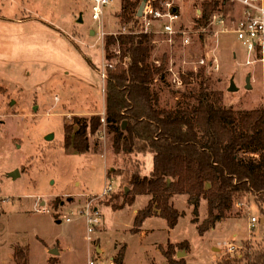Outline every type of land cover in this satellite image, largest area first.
Returning a JSON list of instances; mask_svg holds the SVG:
<instances>
[{"label":"rangeland","instance_id":"374dc122","mask_svg":"<svg viewBox=\"0 0 264 264\" xmlns=\"http://www.w3.org/2000/svg\"><path fill=\"white\" fill-rule=\"evenodd\" d=\"M170 1L179 3L183 15L176 28L192 27L203 0ZM235 3L240 10L224 19L239 23L246 7ZM93 5L92 0H0V264H15L16 247L22 245L29 246V264H51V257L59 259L57 264H115L123 247V264H171L164 256L170 244L177 264H264L253 260L264 257V205L248 193L236 197L227 217L203 234L208 203L201 199L195 210L187 195L171 198L182 216L174 229L152 216L142 226L151 231L147 236L133 230L136 210L151 197L138 195L121 206L132 191V174L139 170L149 176L153 158L117 153L114 132L102 121V74L106 78L128 65L118 44L110 46L107 57V37L130 29L120 24L121 0H110L99 20L93 18ZM157 27L150 61L165 70L151 87L161 108L197 105L190 94L204 86L221 92L223 105L236 111L264 107L263 68L245 63L249 50L234 32L214 34L224 24L212 25L214 31L202 40L195 36L189 46L165 34L163 24L154 23ZM76 116L90 122L86 154L63 147L64 125ZM252 217L257 218L253 227ZM92 218L99 224L90 233Z\"/></svg>","mask_w":264,"mask_h":264},{"label":"trees","instance_id":"16d2710c","mask_svg":"<svg viewBox=\"0 0 264 264\" xmlns=\"http://www.w3.org/2000/svg\"><path fill=\"white\" fill-rule=\"evenodd\" d=\"M142 1L121 0L120 24L130 30L107 37L106 43L108 58L110 46L118 44L120 58L128 60L127 67L111 70L105 80V119L114 132V148L117 153L153 156L149 176H142L139 170L132 174V191L121 208L134 203L138 195L151 197L134 219L133 230L137 233L152 216H161L173 229L179 224L182 216L172 204L173 195H187L195 210L205 199L209 217L200 226L203 234L224 220L234 199L244 193L264 205V107L236 111L233 106L223 105L221 92L214 93L204 86L199 94H190L197 105L161 108L159 93L151 84L156 75L164 74L165 68L150 61L153 35L140 32L137 12ZM228 4L230 0H204L196 27L207 26L216 13L227 16ZM89 125L87 118L77 116L71 124L65 123L63 147L86 154L90 148ZM171 247L170 244L164 250V256L171 264H177ZM125 252L123 247L114 257L115 264H123ZM262 259L258 255L253 258L257 263ZM14 261L29 264L28 245L16 247ZM58 261L56 257L50 258L51 264Z\"/></svg>","mask_w":264,"mask_h":264},{"label":"built area","instance_id":"2783aa9c","mask_svg":"<svg viewBox=\"0 0 264 264\" xmlns=\"http://www.w3.org/2000/svg\"><path fill=\"white\" fill-rule=\"evenodd\" d=\"M92 1L94 2L93 18L99 20L104 14V7L110 2V0ZM230 2H239L246 7L245 9H242V19L239 23L233 20L226 21L223 17H221V14L219 15L216 13L213 15L207 26L196 27L198 24L196 20V23L192 25V27L180 26L179 28H176L175 23L180 20L181 13L180 9L178 13L170 11V9L178 7L175 2L169 0L164 4L160 3L159 0H147L146 7L140 16V32L154 34L157 32L156 30H159L158 27L156 29L153 28L154 23L160 24L158 23V20L168 21L163 24L165 26L164 33L169 36H177L178 38H181L182 44L184 46H189V44H192L194 36H200L201 34H208V32L214 31V29L211 28L212 25H216L218 27L220 24H224V30H219L218 28L215 29L214 34L216 36H218L220 32H234L242 44L248 48L250 54H261V52H264V0H230ZM201 16L202 10H198V18ZM226 22L228 23L227 25ZM101 35L103 38L105 33L102 32ZM258 58L260 60H264L263 57ZM201 63H205V60L201 59ZM216 68H218V65H216ZM102 121L106 123L105 117L102 118ZM106 191H108V189L104 191V195L106 194ZM89 221L88 231L91 233L94 231V224H99V218H92ZM256 222L257 218L252 217L250 222L251 226L253 227ZM91 264H93V262H91Z\"/></svg>","mask_w":264,"mask_h":264},{"label":"crops","instance_id":"0c3cea01","mask_svg":"<svg viewBox=\"0 0 264 264\" xmlns=\"http://www.w3.org/2000/svg\"><path fill=\"white\" fill-rule=\"evenodd\" d=\"M176 3V2H175ZM239 3V2H238ZM179 3H176V5L179 7V9H180V6L178 5ZM231 5H235V9L233 10V9H231V11L229 12L230 14H236L239 10H240V8L238 9V11H236V3H234V4H232V3H230ZM242 6V5H241ZM228 7H230V5L228 6ZM190 9V8H189ZM198 11V10H197ZM180 13H181V9H180ZM228 13V14H229ZM181 18H183V15L181 14ZM183 26V25H182ZM221 33V32H220ZM151 35H154V34H152L151 33ZM197 36V35H196ZM194 39H195V36H194ZM153 43L154 44H158V40H156V39H153ZM192 43H193V41H192ZM253 55V53L252 54H250L249 52H248V55H247V57L245 58L246 60H245V63L248 65V66H251V65H254V64H257V65H260V66H262V68H263V74H262V76H263V78H264V60H260L258 57H263V59H264V52H261V54L260 53H258L257 55H253V56H255V57H253L252 56ZM263 55V56H262ZM205 60V59H204ZM213 61V60H212ZM211 61V62H212ZM248 61H250V62H248ZM209 62V61H208ZM211 62H209V63H211ZM218 60L216 61V62H214V65L216 64V65H218ZM201 63V62H200ZM205 63H206V61H205ZM215 68H216V66H215ZM220 68V63H219V65H218V69ZM217 69V68H216ZM250 84H251V78H250ZM250 88H252L251 86H249ZM102 112H105V101H104V109H103V111ZM96 145V143L94 144L93 143V146H95ZM150 155V154H149ZM146 157V155L144 156V158ZM152 158H153V156H152ZM87 194H89V193H86V195ZM148 202H149V197H148ZM145 207V206H144ZM143 207V208H144ZM142 208V209H143ZM124 209V208H123ZM122 210V209H121ZM121 210H117V211H121ZM140 210V209H139ZM117 211H115V212H117ZM136 212H138V210H136ZM154 217V216H153ZM163 219V218H162ZM61 221H62V219H61ZM164 221L167 223V221L164 219ZM262 221H263V218H262ZM144 228H145V226H144ZM141 233H142V235H144V236H147L148 234H149V232H151L150 230H149V228L148 229H143V228H141V231H140ZM156 247H157V249H159V245H156ZM160 250V249H159ZM126 260V259H125Z\"/></svg>","mask_w":264,"mask_h":264},{"label":"water","instance_id":"95a60500","mask_svg":"<svg viewBox=\"0 0 264 264\" xmlns=\"http://www.w3.org/2000/svg\"><path fill=\"white\" fill-rule=\"evenodd\" d=\"M147 0H144L139 8V11H138V15L141 16L142 15V12H143V9H144V5L146 3ZM179 12V8L178 7H175L174 8V13H178ZM247 82H248V85L250 84V78L247 79ZM235 89V84L234 82L232 81V87H231V90H234ZM125 123V122H124ZM123 128L124 125H123ZM54 137V134H50L47 136V139H52ZM11 175L14 177V178H17L19 176V171L16 170L14 172L11 173ZM52 254H58V251L57 250H51L50 251Z\"/></svg>","mask_w":264,"mask_h":264},{"label":"bare ground","instance_id":"6f19581e","mask_svg":"<svg viewBox=\"0 0 264 264\" xmlns=\"http://www.w3.org/2000/svg\"><path fill=\"white\" fill-rule=\"evenodd\" d=\"M160 1V3H167L169 0H159ZM147 2V1H146ZM146 7V3H145V5H144V8ZM175 8V7H174ZM174 8L173 9H170V11H172V12H174ZM144 10V9H143ZM221 17H223V18H226L224 15H222ZM166 22H168V21H161V20H158V23H160V24H164V23H166ZM175 24H177V23H175Z\"/></svg>","mask_w":264,"mask_h":264},{"label":"flooded vegetation","instance_id":"af4514ba","mask_svg":"<svg viewBox=\"0 0 264 264\" xmlns=\"http://www.w3.org/2000/svg\"><path fill=\"white\" fill-rule=\"evenodd\" d=\"M102 76L104 77V82H105V80H106V78H105V73H104V74H102Z\"/></svg>","mask_w":264,"mask_h":264}]
</instances>
